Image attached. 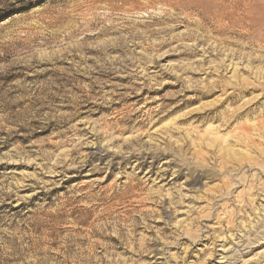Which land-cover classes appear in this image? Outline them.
I'll return each mask as SVG.
<instances>
[{
    "label": "rangeland",
    "instance_id": "1",
    "mask_svg": "<svg viewBox=\"0 0 264 264\" xmlns=\"http://www.w3.org/2000/svg\"><path fill=\"white\" fill-rule=\"evenodd\" d=\"M0 264H264V0H0Z\"/></svg>",
    "mask_w": 264,
    "mask_h": 264
},
{
    "label": "bare ground",
    "instance_id": "2",
    "mask_svg": "<svg viewBox=\"0 0 264 264\" xmlns=\"http://www.w3.org/2000/svg\"><path fill=\"white\" fill-rule=\"evenodd\" d=\"M244 14V13H243ZM243 14H241V15H243ZM244 16V15H243ZM231 17V16H230ZM244 19V18H243ZM245 20V19H244ZM248 24V23H247Z\"/></svg>",
    "mask_w": 264,
    "mask_h": 264
}]
</instances>
